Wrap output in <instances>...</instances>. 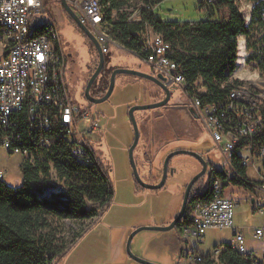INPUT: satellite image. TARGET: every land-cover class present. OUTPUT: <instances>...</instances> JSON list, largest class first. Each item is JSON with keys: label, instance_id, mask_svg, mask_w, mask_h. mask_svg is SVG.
I'll return each mask as SVG.
<instances>
[{"label": "built area", "instance_id": "obj_1", "mask_svg": "<svg viewBox=\"0 0 264 264\" xmlns=\"http://www.w3.org/2000/svg\"><path fill=\"white\" fill-rule=\"evenodd\" d=\"M65 1L79 23L95 38L103 55L113 49L125 51L110 38V16L99 0ZM211 1L198 0L205 4L204 11ZM59 2L0 0V45L4 47L0 62V149L7 157L29 160L30 152L21 145L22 118L28 128L39 132L37 145L48 148L54 139L61 140L68 145L71 158L87 165L93 162L92 148L87 141L92 142L94 134L101 130L96 118L82 110L73 97L69 57L56 22L45 11L48 4L52 9L53 5L60 7ZM157 7L151 6L148 0L136 2L129 8L128 21L142 22L144 14L154 12ZM45 14V19L39 17ZM141 47L140 56L125 52L148 65L154 75H160L163 84L177 87L194 110L198 124L208 134L218 158L216 164L206 160L200 197L186 216L187 225L182 228L181 236L187 242L194 240L196 247L208 229L229 230L232 240L230 244L214 247L206 257L197 249H188L187 260L194 264L216 261L228 246L244 260L264 264V250L255 252L247 246L248 240L264 243V148L255 152L250 143L261 128L258 106L264 105V98L241 85L231 91L227 103L202 104L189 93L185 79L176 72V63L167 57L171 48L168 43L145 27ZM235 156L246 170L243 177L232 168ZM248 169L254 172L255 179L247 178ZM231 179L247 186L241 189L247 193L253 213L262 216L261 225L235 226L236 204L226 198L224 187Z\"/></svg>", "mask_w": 264, "mask_h": 264}, {"label": "trees", "instance_id": "obj_2", "mask_svg": "<svg viewBox=\"0 0 264 264\" xmlns=\"http://www.w3.org/2000/svg\"><path fill=\"white\" fill-rule=\"evenodd\" d=\"M99 1L110 16V38L125 51L141 55L145 27L168 43L171 48L167 57L176 63V72L185 79L189 93L202 104L227 103L231 91L241 86L232 79L236 70L238 37L245 38L249 51L247 62L255 64L264 76V0H245L252 4L248 24L239 11V0H212L206 5L207 18L203 21L163 22L157 19L155 11H148L139 23L128 21L129 8L137 0ZM162 1L148 0V3L155 6ZM112 12H115L114 16ZM83 38L94 52L87 82L97 56L88 40ZM110 59V53L104 55L103 70L89 92L94 98L101 97L107 89L114 69ZM80 95L84 98L83 93ZM258 107L261 128L250 142L255 152L264 148V105ZM21 125V145L30 152V158L21 161L18 187L7 186L0 179V264H57L79 237L76 234L67 240L64 224H82L100 217L113 199V184L104 173L93 142L87 141L92 148L93 162L84 165L71 158L68 145L61 140L54 139L48 148H44L35 143L40 138L39 132L28 128L22 118ZM239 161L240 158L235 156L232 168L243 177L246 170ZM52 174L61 188L51 183ZM143 180L149 184L155 182L152 178ZM202 184L201 179L195 188ZM133 185L134 194L146 192L135 181ZM228 185L247 187L238 179L229 180L224 187ZM195 188L190 193L185 217L200 197V189ZM183 225H187L186 218ZM199 264H252V261L244 260L225 246L216 261Z\"/></svg>", "mask_w": 264, "mask_h": 264}, {"label": "rangeland", "instance_id": "obj_3", "mask_svg": "<svg viewBox=\"0 0 264 264\" xmlns=\"http://www.w3.org/2000/svg\"><path fill=\"white\" fill-rule=\"evenodd\" d=\"M140 1L137 0L138 3ZM204 6L205 4L198 0H164L155 9V14L157 19L163 22H198L207 18L203 10ZM56 8L53 5V10ZM238 8L248 24L252 4L239 0ZM45 11L47 12V9ZM39 17L45 19L47 15H39ZM59 32L69 57L70 82L74 85V99L82 110L89 112L93 119H97L95 121L100 127L101 133L94 134L92 142L104 173L113 184L114 195L100 217L82 224H64V237L67 240H71L76 234H79V237L74 239L69 251L59 259L57 264H137L130 260L125 252L128 236L140 227H164L170 224L172 220L161 224L155 215L161 213L164 207H170L178 214L185 186L200 170V166L193 158L174 157L169 167L172 173L167 176L161 190L156 193L134 194V180L128 159V150L133 142V131L127 118V111L133 106L148 103V93L155 87L146 80L120 75L116 78L110 99L103 104L89 106L80 94L83 93L86 85L88 68L94 52L68 20L59 23ZM110 53L113 57L110 59V65L115 69H133L145 74L151 72L148 65L141 63L123 50L113 49ZM3 56L4 47L0 45V62ZM248 56L245 38L238 37L236 70L232 79L240 82L249 92L264 98V76L255 68V64L247 62ZM139 115L136 114V118ZM201 130L202 132L200 129L192 132V141L171 143L164 151L158 153L156 158L150 161L154 169L152 175H156L155 168H161L165 157L174 149L197 152L204 159L216 164L218 158L213 143L208 134L202 128ZM133 156L140 177L148 178V161L144 157L141 140ZM20 164L19 156L7 157L0 149V173L4 184L13 188L20 185ZM246 176L251 180L256 178L250 169L247 170ZM51 178V183L56 188H61V184L53 174ZM225 196L236 204L235 226L251 228L261 222L262 216L252 213L253 206L249 203L248 195L243 189L228 185ZM152 215L155 217L152 218ZM169 235L170 233L141 231L131 242V252L135 257L151 264H194L179 258V245L173 247L171 245L173 243L168 240ZM231 240L229 230L208 229L198 247L196 242L191 240L186 250L197 249L201 256L206 257L214 247L230 244ZM252 244L258 247L257 242L252 241ZM166 245H171L170 251Z\"/></svg>", "mask_w": 264, "mask_h": 264}, {"label": "water", "instance_id": "obj_4", "mask_svg": "<svg viewBox=\"0 0 264 264\" xmlns=\"http://www.w3.org/2000/svg\"><path fill=\"white\" fill-rule=\"evenodd\" d=\"M59 5H60V11L65 13L67 15V17L70 18V20L80 30L82 35L88 40V42L93 47V49L96 53V56H97L96 68L93 71V73L91 74V76L89 77V79H88V81L84 87V90H83V97L88 104H90L92 106H96V105H100V104L107 102L110 99V97L114 91L116 78L120 75L131 76V77H136V78L146 80V81L154 84L156 87H158L162 92H164L166 94V98L160 103L146 104V105H141V106H133V107L129 108L127 111V118L129 120L130 126H131L132 131H133V142H132V144L128 150V159H129V163L131 166L133 180L135 181V183L147 191L161 190L165 185L168 174L171 173V171L168 168V165H169V162L174 157L187 156V157H190V158H193L194 160H196L198 162V164L200 165V171L186 185L179 212H178L177 216L170 222V224H168L167 226H164V227H140V228H137L136 230H134L128 236V239H127L126 245H125V252H126L127 257L137 264H151V263H148L144 260H141V259L135 257L132 254L130 246H131V242H132L133 238L141 231H156V232H162V233H173L177 229L178 224L184 219L186 207L188 204L189 194H190L193 186L196 184V182H198L199 180H201L205 176L206 166H207L206 162L204 161L202 156L196 152L185 151V150L172 151L163 160V163L161 166L162 167L161 168L162 169L161 177H160L158 183L148 184L142 180V178L140 177V174L138 172L137 166H136L135 161H134V156H133L134 150L137 147V145L139 143V138H140V131H139L138 125L136 123L134 113L152 110V109H156V108L163 106L166 103L167 97L169 94L168 93L169 92L168 86L163 84V78L160 75L145 74V73L139 72L137 70L126 69V68L115 69L110 74L109 83H108V86H107L105 93L101 97H98V98L92 97L89 92H90V89H91L93 83L98 78L101 71L103 70L104 55L101 53V50H100L99 45L97 44L95 38L92 36V34L89 32V30L86 27L82 26L79 23L76 16L73 14V12L68 7L66 1L60 0ZM46 9H47V14L50 15V13H51L50 12V5H47Z\"/></svg>", "mask_w": 264, "mask_h": 264}, {"label": "flooded vegetation", "instance_id": "obj_5", "mask_svg": "<svg viewBox=\"0 0 264 264\" xmlns=\"http://www.w3.org/2000/svg\"><path fill=\"white\" fill-rule=\"evenodd\" d=\"M50 12L51 13L49 16L53 18L58 28H59V23L65 20H68L72 25L75 26V24L70 20V18H68L67 15L63 13L62 11L58 9L53 10L52 8H50ZM75 28L80 34H82L76 26ZM110 58L113 59L111 53H110ZM113 70H115V68ZM150 74L154 75L152 72H150ZM153 86L155 87V89H152L149 91L148 97H147L148 103L146 104H157V103L162 102L166 98V94L164 92H162L154 84ZM71 87H72V93L74 97L75 96L74 90H73L74 85L71 84ZM168 91H169L168 92L169 94L167 97V101L163 106L156 108V109H152V110L134 113V117H135L136 123L140 131L139 141L141 140L143 143L144 157L148 161V173H149L148 178H152L155 180V182L151 184L158 183L161 177L162 167L158 168L157 175L153 176L152 171L154 169L150 161L154 160L157 154L164 151L166 147L169 146V144L180 142V141H192V136H191L192 132L194 131L197 132V130L199 129L202 132L200 125L197 122V118H196L194 110L190 106L189 102H187L181 96V93L179 92L177 87L173 85H168ZM136 114H140V115L136 118L135 116ZM176 150H181V149H174L173 151H176ZM204 161L206 162V159H204ZM170 162H169L168 168L170 167ZM198 182H196L192 190L196 187ZM200 188L201 186L200 187L198 186L195 189L199 190ZM145 191L149 193L153 192V191H147V190ZM185 218L186 217L184 215V219ZM184 219L178 224L177 229L173 233H170V235L168 236V240L169 242H172L173 244L180 246V247L178 246V248L180 249L179 258L187 260L186 255L188 253V250H186V248L189 246L190 242H187L181 236V230L185 226L183 225Z\"/></svg>", "mask_w": 264, "mask_h": 264}, {"label": "crops", "instance_id": "obj_6", "mask_svg": "<svg viewBox=\"0 0 264 264\" xmlns=\"http://www.w3.org/2000/svg\"><path fill=\"white\" fill-rule=\"evenodd\" d=\"M105 136V135H104ZM103 136V137H104ZM155 172H156V175H157V168H155ZM154 172V173H155ZM172 208H170V207H164V209H163V211L161 212V213H157L155 216L161 221V224H163L164 222H167V220L168 221H171V220H173L175 217H176V211H173V210H171ZM173 212H175V213H173ZM252 213H253V210H252ZM254 214V213H253ZM154 215H152V218H154L155 217ZM263 222V218H262V220H261V222L259 223V224H257V225H255L254 227H257V226H259V225H261V223ZM237 228H241V227H239V226H236ZM167 235V234H166ZM165 235V236H166ZM167 241V240H166ZM171 245H173V247H176V245L175 244H171ZM171 245H166L167 247H168V249L169 248H171L170 246ZM254 245L255 244H252V241H250V240H248V242H247V246H248V249L249 250H251V251H255V252H257V251H261V250H264V243H258L257 244V246L258 247H254ZM169 251H170V249H169Z\"/></svg>", "mask_w": 264, "mask_h": 264}]
</instances>
